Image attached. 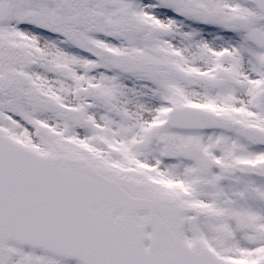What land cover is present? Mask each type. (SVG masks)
Returning a JSON list of instances; mask_svg holds the SVG:
<instances>
[{
    "label": "snow or ice",
    "instance_id": "6c2138e0",
    "mask_svg": "<svg viewBox=\"0 0 264 264\" xmlns=\"http://www.w3.org/2000/svg\"><path fill=\"white\" fill-rule=\"evenodd\" d=\"M0 264H264V0H0Z\"/></svg>",
    "mask_w": 264,
    "mask_h": 264
}]
</instances>
